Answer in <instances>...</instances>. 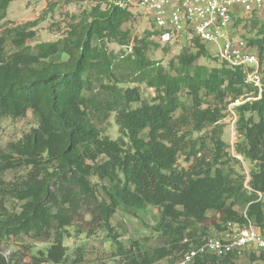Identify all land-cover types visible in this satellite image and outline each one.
<instances>
[{
  "label": "rangeland",
  "instance_id": "rangeland-1",
  "mask_svg": "<svg viewBox=\"0 0 264 264\" xmlns=\"http://www.w3.org/2000/svg\"><path fill=\"white\" fill-rule=\"evenodd\" d=\"M112 1L8 0L7 4L0 5V65L9 63L16 53L32 55L36 63L27 73L7 72L9 79L28 82L36 77L73 70L78 66L79 54L85 51L86 59L80 68L90 90H83L82 99L77 102L63 95L61 109L96 137L117 141L123 149L132 150L127 130L116 123L115 112L102 101L104 97L109 99L105 87L110 90L134 88L140 101L148 102L157 94L150 83L168 75L174 77L196 71L202 77L207 71L220 68L222 63L214 56L215 48L210 44L204 47L190 40L163 45L152 36H146L151 26L141 7L136 10L130 6L136 13L130 12L117 32L102 30L98 21L113 5ZM234 26L235 35L244 41L260 39L264 36V10ZM48 43H54L58 51L44 57L39 46ZM188 55H195L191 65L184 64ZM260 70L263 75L260 91L244 88L239 96L228 94L218 100L204 89L198 90L199 109L216 111L219 115L216 123L202 122L200 129L196 128L198 118L194 117L197 113L192 96L198 84L181 87L178 98L183 109L175 113L176 117L182 114L190 117L189 123L177 134L180 150L176 169L196 173L208 166L219 168L234 186L241 184V193L255 194V201L262 200L261 194L244 187L255 165L240 154L243 145L240 128L249 118L258 120L246 107L258 101L264 89V52L260 57ZM46 103L42 98L36 110H28L17 119L0 118V222L15 224L28 215L36 203L43 201L45 187L49 184L51 195L47 205L58 219L68 220L63 232L65 259L61 264H129L126 256L130 251L137 255L139 251L151 253L162 247L161 232L155 230L160 220V207L125 201L106 221L105 209L110 205V192L115 184L108 178L100 179L91 170L106 157L97 155L94 161L90 160L84 152L87 140L83 138L72 152H67L69 131L61 128L55 117L45 114ZM139 105L140 102L131 104L133 108ZM146 134L144 130L138 137L146 140ZM219 140L224 144L222 149ZM8 162L14 166L4 168ZM119 177L120 188L124 179L120 173ZM78 179H83L85 185ZM28 185L34 186L32 194L19 200L17 191ZM249 204L240 196L233 209L242 215ZM206 214L208 220L202 224L180 219L179 222L186 226L183 238L176 249H171L169 255L153 264L174 263L184 251V244L191 246L215 237L218 233L215 224L222 228L225 222L213 211ZM51 244V239L35 240L32 233L20 234L4 239L0 252L7 264H35L33 257L38 256L37 252H45ZM261 256L264 252L245 253L234 259V264H264ZM208 264L222 263L217 258Z\"/></svg>",
  "mask_w": 264,
  "mask_h": 264
},
{
  "label": "trees",
  "instance_id": "trees-1",
  "mask_svg": "<svg viewBox=\"0 0 264 264\" xmlns=\"http://www.w3.org/2000/svg\"><path fill=\"white\" fill-rule=\"evenodd\" d=\"M7 2L8 0H0V5H5ZM128 15L130 13L125 9L111 5L110 9L103 13V18L98 21V24H101L102 30L107 29L115 33ZM151 35V32H146V36ZM247 44L256 49L260 60L264 52V36L260 39H250ZM202 46L206 47L203 44ZM39 50L40 54L45 57L57 53L58 47L54 43H48L40 45ZM79 58L78 66L71 71L36 77L28 82L9 79L7 72L12 70L10 72L14 75L27 73L30 66L36 63L32 55L16 53L9 63H1L0 118L22 117L26 111L36 110L43 98L47 102L44 107L45 114L55 117L57 124L69 131L67 152H72L78 140L83 138L87 140L84 152L90 160L94 161L97 155L106 157L103 163L91 168L100 179L108 178L111 183L115 184L110 192V205L105 209L106 221L115 208L125 201L161 208L160 220L155 230L161 232L164 245L153 249L151 253L139 251L137 255H134L130 251L126 256L129 264H153L169 255L171 249H176L186 228L184 223L179 222L180 219L202 224L208 220L206 213L213 211L218 214L221 221H241L242 215L235 213L233 209L240 196L250 203L246 211L247 217L264 234V89L260 99L246 107V110L254 113L258 120L249 118L240 128V134L243 137L240 154L255 165L249 177V187L253 192L260 193L262 196L261 201H255V194L247 196L245 192L241 193V184L234 186L219 168L208 166L195 173L175 167L180 150V137L177 134L181 127L189 123L190 118L184 114L175 116L179 108L183 109L178 98L181 87L184 84L189 86L198 84V87L193 88L194 95L192 96L195 100L197 115L194 114V117L198 118L196 127L198 130L202 122L212 124L219 120L216 111L209 112L199 109L201 102L197 96L198 90L202 88L208 95H213L218 100H222L228 94L239 96L244 88L251 90L252 86L244 82L240 69H231L222 63L220 68H213L202 77L198 71L174 77L165 76L161 81L150 83L157 94L148 102H141L139 93L134 88L114 87L110 90L105 87L104 92L108 94L109 99L104 97L102 101L115 112L116 123L127 130L128 137L132 141V150H126L117 141L105 137L98 138L90 131L84 130L61 109L63 95L77 102L82 99L83 90H90V84L87 79L82 78L80 68L81 62L86 59V52L80 53ZM194 60L195 55H188L184 64L191 65ZM135 102H140V105L133 108L131 104ZM144 130H147L146 140L138 137V134ZM218 142L222 149L224 144L220 140ZM13 166L14 163L8 162L4 168ZM119 173L124 179V185L120 188ZM78 180L81 185H85L83 179ZM49 186L48 184L45 187L43 201L36 203L28 215L15 224L0 222V243L6 238L30 233L35 240H52L51 246L45 252L40 250L37 252L38 256L33 257L35 264L43 262L61 264L65 259L63 232L68 220L58 219L47 205L51 195ZM21 189L24 190L17 191L19 200L29 197L34 186L28 185ZM172 223L177 224L172 225ZM215 227L218 232L222 229L218 224H215ZM200 243H193L194 245L191 246L184 244L183 250ZM261 257L264 259V256ZM217 258L202 256L197 258L193 264H208ZM218 259L222 264H234L236 257L227 256ZM0 264H7L1 252Z\"/></svg>",
  "mask_w": 264,
  "mask_h": 264
},
{
  "label": "built area",
  "instance_id": "built-area-1",
  "mask_svg": "<svg viewBox=\"0 0 264 264\" xmlns=\"http://www.w3.org/2000/svg\"><path fill=\"white\" fill-rule=\"evenodd\" d=\"M129 13L130 6L144 9L152 37L160 44L196 40L215 48V57L231 69H240L244 82L261 90L263 75L256 49L235 35V23L264 10V0H113ZM130 13V14H131ZM208 48V47H207ZM244 187H249L247 176ZM187 242V240H185ZM264 252V234L242 214L241 221H227L215 237L191 247L171 264H193L202 256L218 258Z\"/></svg>",
  "mask_w": 264,
  "mask_h": 264
}]
</instances>
